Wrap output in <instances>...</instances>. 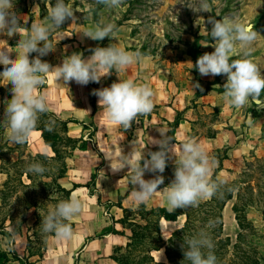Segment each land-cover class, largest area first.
Returning a JSON list of instances; mask_svg holds the SVG:
<instances>
[{"label":"crops","instance_id":"1","mask_svg":"<svg viewBox=\"0 0 264 264\" xmlns=\"http://www.w3.org/2000/svg\"><path fill=\"white\" fill-rule=\"evenodd\" d=\"M18 15L21 26L29 30L32 23H43L46 19L33 10L19 12ZM72 23L71 19L67 20L57 30L61 33L60 36L56 33L50 36L54 51L41 59L53 67L61 65L73 53H80L88 58L92 55V49L110 44L126 51L137 52L131 38L123 35L120 28L117 29L115 39L106 37L102 41H94L82 33L97 24L90 15L76 17V22ZM18 39V34L12 37L0 34V47L15 48ZM10 55L15 58L16 53ZM36 55L32 53L30 58H35ZM142 56V63L130 66L119 75L121 79L131 78L136 83H148L155 93L154 109L150 114L139 116L130 129L112 125L104 116L98 97L93 94L96 89L110 87L113 82H119V76L114 69L111 75L102 77L99 83L89 82L87 85H80L75 81L64 84L49 74L45 77V83L37 89L39 94L48 95V112L60 121L67 122L66 129L60 132L61 135L84 141V149L60 143L57 154L44 142L39 129H35L28 141L18 147L17 144L10 143L7 137L3 139L2 134L8 131V123L0 122V146L4 142L7 151L9 148L13 149L6 153L9 156L6 157L7 163L11 161L13 165L27 155H44L47 160H56L60 165L64 162L65 172L54 177L56 183L69 191L68 199L75 193L86 204L84 212L68 222L74 230L73 239L58 241L54 234L47 236L40 256L28 253L27 237H31L34 221L33 217H28L19 231L11 236L12 250L17 253L18 258L10 259L7 264H119L111 255L115 248L126 244L130 234V230L121 221L124 210H135L141 205L145 209L168 210L162 191L147 203L134 204L131 200L134 186L129 183L128 169L114 173L110 163H115L116 160L114 158L108 161L105 158L106 153L119 149L124 154L132 150L143 154L158 151V146L151 144V141L160 139V132L173 138L178 149L186 137H191L202 143L209 155L216 160L211 178L215 180L218 176L224 177L227 183L248 157L258 154V150H261V154L264 153V139L261 138L264 113L260 107L251 102L239 109L229 106L223 99L224 90L220 89L222 85L219 77L202 76L192 58L185 57L173 64H163L149 56ZM3 67L0 65V72ZM196 83L200 88L193 87ZM11 98V84H0V121L1 117L8 121L4 108ZM5 161L3 159L2 162L0 158V166ZM174 169L173 158L168 161L162 173L164 183L159 186L160 189L172 182ZM10 175V171L0 170V186ZM155 175L146 172L144 178L152 179ZM228 204L227 201L223 207L222 220L223 234L230 237L229 233L236 231L238 224L232 206ZM248 218L254 222V219ZM184 220V215H180L177 220L161 218L159 224L162 239L166 241ZM109 226L118 232L102 234L103 229ZM235 233L237 235L238 232ZM151 254L157 262L166 261L163 247L153 250Z\"/></svg>","mask_w":264,"mask_h":264},{"label":"clouds","instance_id":"2","mask_svg":"<svg viewBox=\"0 0 264 264\" xmlns=\"http://www.w3.org/2000/svg\"><path fill=\"white\" fill-rule=\"evenodd\" d=\"M95 4L107 8H119L124 0H94ZM91 7V5L89 6ZM195 12H209L208 0H196L189 6ZM13 0H0V34L8 37L19 35L17 47H0V81L3 85L11 84L12 98L5 108L8 120L7 138L10 143L24 144L36 129L40 116L49 110L48 95L39 94L37 89L45 83V77L54 75L57 81L67 84L75 81L80 85L89 82L99 83L102 77L111 75L114 69L119 82H113L110 87L96 89L93 94L98 97V104L104 110V116L112 125L130 129L133 122L141 115L150 114L154 109L155 95L148 83H136L134 79H121L119 73L132 65L142 63L144 57L140 52L126 51L124 48L110 44L107 47L92 49V55L85 58L83 54L73 53L65 58L61 65L53 67L41 57L54 51L50 36L56 33L69 19L76 22L75 11L66 0H55L48 7V15L43 23H32L30 30L21 26L20 16L14 11ZM203 18L197 20V24ZM177 22V19H176ZM212 25L210 36L216 41L214 51L201 55L195 67L202 76L225 75L223 99L231 107L239 109L249 102L264 105L261 99L264 93V70L253 58L258 37L253 24L225 16L223 19L209 18ZM72 23V24H73ZM117 28L112 23L96 24L82 33L94 40L104 38L115 39ZM42 45V46H41ZM240 59H231L237 53ZM15 52V58L11 53ZM36 53L35 58H30ZM195 88H200L196 83ZM201 91L203 89L201 88ZM160 139H152L151 144L158 146V151H131L124 154L122 149L106 153L105 158L110 163L112 171L119 172L128 169L129 183L134 186L131 200L134 204L147 203L158 192L162 191L169 211L186 207H198L202 201L214 196H222V188L227 184L224 177L213 180L216 160L207 152L204 145L195 138L186 137L177 148L173 138L160 132ZM174 158L175 169L172 182L160 189L164 183V173L168 161ZM29 173L42 175L49 169L41 163H32L27 169ZM156 174L146 180L145 173ZM85 202L75 193L60 201L49 209L43 217L41 225L44 233H54L58 241H71L74 230L70 221L80 216L85 210ZM210 221L208 227H212ZM187 250L184 257L190 264H218L214 254V242L208 231L202 230L196 236L185 240ZM163 254V250H162Z\"/></svg>","mask_w":264,"mask_h":264},{"label":"rangeland","instance_id":"3","mask_svg":"<svg viewBox=\"0 0 264 264\" xmlns=\"http://www.w3.org/2000/svg\"><path fill=\"white\" fill-rule=\"evenodd\" d=\"M66 3L71 4L77 18L90 15L97 24L112 23L117 29H122L123 35L131 38L135 50L163 64H173L185 57L193 60L204 53L213 52L216 41L210 36V17L223 19L230 16L251 23L261 35L254 46L253 58L264 70V0H208L209 12L193 11L189 6L196 3V0H124L119 8H107L95 4L94 0H66ZM13 4L17 14L33 10L40 17L47 18L48 7L54 5L55 0H13ZM200 18H203L204 23L201 21L197 24ZM240 58L239 50L231 57L233 60ZM218 76L222 85L220 89L224 90L227 78L225 75ZM261 99L264 100V93ZM253 105L260 107L264 113V105ZM1 118L2 123H8L5 118ZM262 129L261 138L264 139V118ZM2 137L5 139L7 132ZM4 145L3 142L0 146L2 162L9 157ZM260 151L245 160L241 169L233 174L232 180L222 188L223 195L217 197L221 200L232 192L228 206L236 205L247 218L254 219L252 222L248 218L253 226L245 227L240 238H236L238 228L229 233L231 245L223 254L226 264H232V260L240 263L249 254L258 257L259 264H264V153L261 154ZM32 163H41L49 170L42 175L30 173L32 180H29L26 176L20 177L15 173L17 169L12 166L11 161L1 164L8 167L11 175L8 184L0 186V223L4 222L3 227L0 226V255H17L11 246V236L14 234L12 225L19 231L30 216L34 221L31 237H27L28 253L41 254L45 238L54 234L42 231V219L50 208L66 200L54 183V177L61 169L60 162L35 159L28 163L27 156L24 158L26 169ZM3 231H7V234L3 235ZM234 243L235 248L232 246Z\"/></svg>","mask_w":264,"mask_h":264},{"label":"trees","instance_id":"4","mask_svg":"<svg viewBox=\"0 0 264 264\" xmlns=\"http://www.w3.org/2000/svg\"><path fill=\"white\" fill-rule=\"evenodd\" d=\"M198 58L193 59L196 63ZM218 76V75H217ZM219 77V76H218ZM2 123V120L0 121ZM66 121H60L55 118L51 113L47 112L40 116L36 129L42 131L41 135L46 144L52 147L55 153L58 154V146L60 143L70 145L72 148L78 147L84 149L86 147L84 141L80 139H71L61 135V131L66 129ZM18 147L23 144H17ZM13 149L9 148L8 151ZM8 151L6 153H8ZM2 157V155L0 154ZM28 163L35 159L46 160L44 155H27ZM7 163V159L4 158ZM19 164V165H18ZM13 167L17 169L15 173H18L20 177L25 175L29 180H32V176L26 170L24 166V159H19L14 162ZM61 169L57 174V177L61 176L65 172L64 162L61 163ZM1 171L8 172V167L4 165L0 166ZM10 178V176H9ZM9 178L4 182L6 186ZM57 189L63 193L66 200L68 199L69 191L60 187L56 181ZM232 198V192H229L223 199L218 200L217 196L212 197L199 204L198 207H186L183 209H176L168 211L164 208L145 209L143 205L138 206L135 210H124V216L122 222L130 230V234L127 236V242L124 246L115 248L111 258H113L119 264H190L184 257V250H187V244L185 240L196 236L202 230L209 232L214 242V254L217 257L218 264H226V260L223 258V254L228 251L231 245V239L229 236L223 234V220L222 210L228 200ZM238 210L236 205L232 207V211L235 216V220L238 224L239 231L236 238H240L242 231L245 227L253 226L252 222L245 216L244 213ZM264 213V209L262 211ZM180 215L185 216L183 224L173 230L166 241H164L160 235V219L177 220ZM138 219H135V218ZM213 222L212 227H208L209 222ZM3 227L4 222L0 223ZM13 232L18 230L13 224ZM105 232H118L112 226L103 229L102 234ZM3 235L7 234V231H3ZM101 234V235H102ZM234 243L233 248L236 247ZM164 248L166 257L165 262H157L153 256L152 251ZM36 252H29V255H34ZM39 254L38 256H40ZM9 256L18 258L15 253L9 255L8 253H2L0 255V264H7L10 260ZM232 264H259V258L254 257L253 254L245 256V260L236 262L232 260Z\"/></svg>","mask_w":264,"mask_h":264}]
</instances>
